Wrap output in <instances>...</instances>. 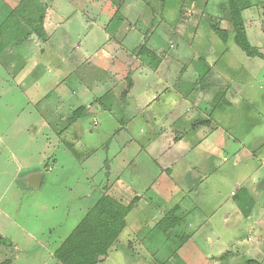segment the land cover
<instances>
[{"label":"rangeland","instance_id":"rangeland-1","mask_svg":"<svg viewBox=\"0 0 264 264\" xmlns=\"http://www.w3.org/2000/svg\"><path fill=\"white\" fill-rule=\"evenodd\" d=\"M235 39L229 0H0V264H58L105 194L133 209L98 264H264V60Z\"/></svg>","mask_w":264,"mask_h":264},{"label":"trees","instance_id":"trees-1","mask_svg":"<svg viewBox=\"0 0 264 264\" xmlns=\"http://www.w3.org/2000/svg\"><path fill=\"white\" fill-rule=\"evenodd\" d=\"M229 3L236 32V44L249 59L261 58L264 60V55L260 50L252 47L246 37L242 9L238 1L229 0ZM214 30L224 39L223 41H226V37L221 35V30L216 28ZM83 109L80 108L79 112L83 113ZM132 209L133 204L126 206L120 199L109 194L103 195L55 251L56 262L58 264H98L99 259L107 256L110 249L119 240L120 235L127 227L126 218ZM248 264L259 263L251 260Z\"/></svg>","mask_w":264,"mask_h":264},{"label":"crops","instance_id":"crops-1","mask_svg":"<svg viewBox=\"0 0 264 264\" xmlns=\"http://www.w3.org/2000/svg\"><path fill=\"white\" fill-rule=\"evenodd\" d=\"M43 185H45L44 174H43V178H42V182H41V186H40V188H42ZM40 188H39V189H40ZM53 188H54V187H53ZM55 188H56V186H55ZM55 190H56V189H55ZM88 197H89V195H88ZM96 202H97V200H94L93 203H92L93 205H92L91 207H93L94 204H95ZM89 210H90V209H87V210L83 211V214H86V215H87V213L89 212ZM84 217H85V216H84ZM84 217H83V218H84ZM81 221H82V220H81ZM81 221H80V222H81ZM80 222H79V223H80ZM79 223L77 224V226L79 225ZM77 226H76V227H77ZM76 227H75V228H76ZM75 228H74V230H75ZM258 228L261 229L260 227H258ZM259 229H257V226H256V227H254V225L251 226V230L255 231V233H254V235H253L254 237H252V238L250 239L249 243H250V244L253 243L254 248H255L254 250H256L257 252H259V253L262 254V251H263V250H262V247H263V245H264V239H263V236L260 235V231H259ZM55 230H56V229H55ZM74 230H73V231H74ZM126 230H127V227L125 228L124 231L126 232ZM56 231H57V230H56ZM73 231H72V232H73ZM124 231H123V232H124ZM72 232H71V233H72ZM121 235H122V234H121ZM54 237H55V236H54ZM68 237H69V236H68ZM68 237H67V238H68ZM67 238H66V239H67ZM66 239H65V240H66ZM63 240H64V239L60 238V241H61V242H62ZM65 240H64V241H65ZM60 241H59V242H60ZM64 241H63V242H64ZM61 242H60V243H61ZM63 242H62V243H63ZM117 242H118V241H117ZM247 242H248V239H247ZM62 243L60 244V246L62 245ZM58 246H59V245H58ZM60 246H59V247H60ZM48 247L50 248V246H48ZM59 247H58V248H59ZM55 248H57V246H56ZM58 248H57V249H58ZM57 249H56V250H57ZM250 251L252 252V250H249L248 252L250 253ZM54 255H55V253H54Z\"/></svg>","mask_w":264,"mask_h":264},{"label":"water","instance_id":"water-1","mask_svg":"<svg viewBox=\"0 0 264 264\" xmlns=\"http://www.w3.org/2000/svg\"><path fill=\"white\" fill-rule=\"evenodd\" d=\"M43 174L40 171H35L26 175L22 181L26 183L29 188L39 189L41 186Z\"/></svg>","mask_w":264,"mask_h":264}]
</instances>
